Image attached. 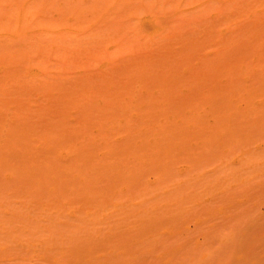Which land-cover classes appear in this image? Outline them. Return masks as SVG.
Instances as JSON below:
<instances>
[{
	"label": "rangeland",
	"instance_id": "rangeland-1",
	"mask_svg": "<svg viewBox=\"0 0 264 264\" xmlns=\"http://www.w3.org/2000/svg\"><path fill=\"white\" fill-rule=\"evenodd\" d=\"M95 1L0 0V59L6 62L0 65H7L0 68V90L40 89L53 80L79 85L109 62L113 68L128 59L142 63L178 41L167 39L170 34L199 35L213 22L232 30L257 20L264 25V0H112L126 10L111 0L105 1L113 7L96 8ZM150 15L160 21L154 27H163L161 37L149 26ZM202 43L203 52L212 50ZM222 123L219 132L197 130L193 140L175 145L159 135V155H101L82 168L94 174L61 177L55 186L13 183L0 173V264H264V121ZM18 202L34 204L5 209Z\"/></svg>",
	"mask_w": 264,
	"mask_h": 264
},
{
	"label": "bare ground",
	"instance_id": "bare-ground-1",
	"mask_svg": "<svg viewBox=\"0 0 264 264\" xmlns=\"http://www.w3.org/2000/svg\"><path fill=\"white\" fill-rule=\"evenodd\" d=\"M96 1V5H106L103 6L105 9L112 6L107 5L108 0H104L106 3ZM113 1L110 3L128 2ZM117 4L114 5L121 9L126 6ZM54 7L53 10H59V7ZM65 7L75 8L70 4ZM256 12L253 11L252 15ZM80 13L77 12L78 18ZM247 15L246 18L253 20ZM259 15L255 17H261V13ZM152 17L150 15L149 26L161 37L163 27H154L160 21ZM161 20L166 21L164 18ZM255 22L249 23L252 27H247L248 23L240 25L239 30L234 28L235 31L231 25L215 28L214 22L210 28H205L208 31L199 35L194 31L192 35H187V31L183 30L184 34L180 35V31L179 34L176 31L178 35L170 34L167 39L174 36L178 41L164 43V50L158 56L147 59L148 52L144 62L128 59L127 66L117 68L109 62L104 69L101 67L100 73L97 72L100 66H96L97 69L91 71L99 75L91 72L87 78L81 77L77 81L79 85L65 86L63 80L60 83L53 80L52 84L45 82L51 85L43 83L40 89L29 84L22 86L23 91H12L10 86V91L2 88L0 173L10 181L38 185L44 182L55 186L61 177L94 174L91 173L93 169L84 173L82 168L98 163L97 158L101 155L113 158L121 154L139 155L137 152H142L144 156L159 155V151L155 150L160 141L157 139L159 135L170 137L168 145H175L193 140L197 130L219 132L226 126V123L218 125L221 119L235 126L246 125L250 119V122L254 121L253 125L260 124L264 121V25L259 27L256 25L260 22ZM18 34L14 37L12 33V38L18 37ZM152 40L157 43V40ZM202 42H209L212 50L203 52L200 49ZM1 60L0 63L4 59ZM5 63L0 65L3 71L7 70ZM108 68H111L112 74ZM26 73L35 75L28 69ZM44 76L41 75V78ZM85 80L101 83L93 86ZM18 92H23L28 100L22 102ZM253 96L261 98L255 101ZM261 107L263 109L260 110ZM255 110L262 111L263 116ZM252 111L255 118L247 115ZM192 113L194 115L190 117ZM202 114H211L213 119L205 122ZM260 116L262 121L257 119ZM250 122L247 125L252 126ZM105 124H111L113 128L108 129ZM149 135L155 137L149 138ZM16 204L18 207L11 204L4 207L10 211L12 206L11 211L16 212L13 206L26 210L34 203Z\"/></svg>",
	"mask_w": 264,
	"mask_h": 264
}]
</instances>
